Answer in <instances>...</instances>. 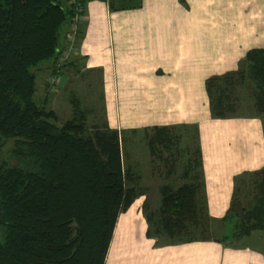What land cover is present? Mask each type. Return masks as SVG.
Masks as SVG:
<instances>
[{"label": "trees", "instance_id": "trees-1", "mask_svg": "<svg viewBox=\"0 0 264 264\" xmlns=\"http://www.w3.org/2000/svg\"><path fill=\"white\" fill-rule=\"evenodd\" d=\"M107 3L110 9L133 6L132 0ZM71 14L66 0H0V138L13 140L12 162L0 161V264H104L118 215L141 193L136 189L138 175L124 164V129L104 122L88 130L85 113L78 109L57 125L49 120L55 117L53 110L33 97L32 68L51 59V72L55 71L61 28ZM247 80L252 108L262 113L264 47L248 49L236 69L205 79L210 115H239L237 91ZM175 125L150 127L152 153L155 144L172 146L170 128ZM194 127L195 148L180 173L184 181L160 186L158 208L144 210L146 236L156 244L205 240L232 244L264 232L262 165L250 171V187L244 193L234 178L229 206L220 218L227 232L220 238L213 235ZM164 160L170 162L169 175L176 159L173 155Z\"/></svg>", "mask_w": 264, "mask_h": 264}, {"label": "crops", "instance_id": "crops-1", "mask_svg": "<svg viewBox=\"0 0 264 264\" xmlns=\"http://www.w3.org/2000/svg\"><path fill=\"white\" fill-rule=\"evenodd\" d=\"M132 1L110 9L105 0H84L72 63L99 71L109 127L197 125L206 208L221 223L234 176L264 165V135L259 117L211 116L205 79L264 47V0ZM144 198L141 191L118 215L104 264H264L263 251L247 244H156L146 236Z\"/></svg>", "mask_w": 264, "mask_h": 264}, {"label": "rangeland", "instance_id": "rangeland-1", "mask_svg": "<svg viewBox=\"0 0 264 264\" xmlns=\"http://www.w3.org/2000/svg\"><path fill=\"white\" fill-rule=\"evenodd\" d=\"M66 25L67 24H64L62 26L61 35H64L63 32L66 30ZM77 57L76 52L67 58V61L61 66L62 68L59 70L60 78L54 88L47 84V78L49 77L52 66L51 59L43 60L37 67H33L32 69L36 73L35 92L33 97L35 101L39 105H43L45 109L53 110L55 117H50L49 120L57 125H61L65 120L71 118L75 109L84 111L85 122L88 130H90L93 125L102 126L104 124V110L106 106L103 104V101L106 102V100L103 99L102 95L99 71L96 69L82 68L79 64L75 66L72 62H75V60L78 59ZM45 63H50V65L44 67L43 64ZM250 86V80H247L244 84L239 86L237 91V110L240 113L239 116L242 117H259L264 135V112L256 114L252 108ZM194 124L195 123H181L170 128V132L173 135L172 139L175 142L170 148L155 144V153L150 151L148 143L150 135L153 134V129L150 128L151 126L147 128L141 127L134 131L127 129L123 132L124 164H130L132 166V169L138 175L136 189L139 192L143 191L145 193V198L142 203H140L143 214L144 210L149 211L158 208L160 203L159 188L162 183L177 186L184 181L180 173L183 169L184 161L188 155H191L195 148V142L192 140L195 137ZM198 140L200 144V139ZM12 144V138H0V161L8 159L12 162L13 159L10 155ZM173 155L176 159V164H174L175 168L171 174L167 175V167L170 165V162H165L164 158ZM169 159H173V157ZM250 171L252 170H243L234 176L235 183L239 185L242 193L247 191L250 187ZM226 228V225H222L219 222H213L211 225L212 233L215 237H220L226 233ZM156 241L162 243L165 242V239L164 237H156ZM235 242L245 243L255 249L259 248L264 253V232H255L250 238L242 242L238 240Z\"/></svg>", "mask_w": 264, "mask_h": 264}, {"label": "built area", "instance_id": "built-area-1", "mask_svg": "<svg viewBox=\"0 0 264 264\" xmlns=\"http://www.w3.org/2000/svg\"><path fill=\"white\" fill-rule=\"evenodd\" d=\"M66 3L72 9V14L68 19L67 27L64 32V43L57 49L58 55L55 64L56 69L54 72L50 71L49 77L47 78V84H49L48 86H53V88L60 78L59 70L62 68L61 66L65 63V61H67V58L77 52L76 44H78V27L85 19L82 0H66Z\"/></svg>", "mask_w": 264, "mask_h": 264}, {"label": "bare ground", "instance_id": "bare-ground-1", "mask_svg": "<svg viewBox=\"0 0 264 264\" xmlns=\"http://www.w3.org/2000/svg\"><path fill=\"white\" fill-rule=\"evenodd\" d=\"M79 29V28H78ZM79 31V30H78ZM55 65V64H54Z\"/></svg>", "mask_w": 264, "mask_h": 264}]
</instances>
